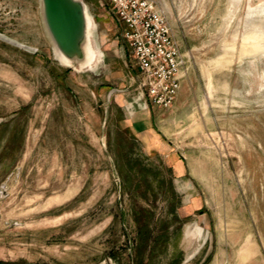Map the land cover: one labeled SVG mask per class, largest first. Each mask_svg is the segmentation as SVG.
<instances>
[{"label": "rangeland", "instance_id": "rangeland-1", "mask_svg": "<svg viewBox=\"0 0 264 264\" xmlns=\"http://www.w3.org/2000/svg\"><path fill=\"white\" fill-rule=\"evenodd\" d=\"M82 1L103 53L85 70L55 54L40 0H0V262L264 264V0H156L186 89L150 113L202 195L187 218L165 153L127 126L129 103L149 104L138 80L129 86L110 7ZM142 211L150 236L138 254Z\"/></svg>", "mask_w": 264, "mask_h": 264}, {"label": "built area", "instance_id": "built-area-1", "mask_svg": "<svg viewBox=\"0 0 264 264\" xmlns=\"http://www.w3.org/2000/svg\"><path fill=\"white\" fill-rule=\"evenodd\" d=\"M129 60L139 69L138 84L148 104L167 109L174 103L185 64L170 23L156 0H105Z\"/></svg>", "mask_w": 264, "mask_h": 264}, {"label": "crops", "instance_id": "crops-1", "mask_svg": "<svg viewBox=\"0 0 264 264\" xmlns=\"http://www.w3.org/2000/svg\"><path fill=\"white\" fill-rule=\"evenodd\" d=\"M118 30L120 31L119 37L121 39L122 27H120L119 25H118ZM120 43H121L120 48L125 56V52L127 50L126 45L122 39ZM119 50L120 49L118 47V52ZM126 60H128L127 62L129 63V66L131 68L130 71L132 72V73L130 72L129 74L130 75L129 86H132L133 83L137 85L139 69L135 67L133 64H130L131 61L128 58ZM184 71L185 70L183 66L181 70V74L184 73ZM184 77L185 76L182 75L180 82V89L172 105L173 108L177 106V104L181 99V96L183 95L186 89V83L184 81ZM125 94L126 96H123V94H121L119 97L116 96L117 104H119L120 107L126 106L127 103L129 102V99L131 98V92ZM132 104L129 103V107L131 106L132 111H129L130 115L128 120H126L127 126H129L133 130L137 138L144 144L147 150L149 151L153 150V151H158L160 153H165V156L168 161V165L171 167L172 172L174 174L175 181L183 188L182 189L183 192L181 193L183 195L182 204L177 211V215L185 218L193 216L196 211L202 210V208L204 207L202 195L200 192L196 193V189H194L195 193H192L191 187H189L188 184V181L190 179L188 178L189 174H188L187 165L184 164V162L178 158L176 153H173L172 151H168L169 147L163 144L159 135L156 134L154 131L150 111L154 112L156 110H160V108L151 106L149 104L148 107L150 110L147 109L146 105L145 106L140 105L138 109H134ZM128 109L130 110V108ZM187 178L189 179L188 181ZM200 225L202 224L200 223ZM204 228L208 229L206 225L204 226ZM209 228L211 229V227Z\"/></svg>", "mask_w": 264, "mask_h": 264}, {"label": "water", "instance_id": "water-1", "mask_svg": "<svg viewBox=\"0 0 264 264\" xmlns=\"http://www.w3.org/2000/svg\"><path fill=\"white\" fill-rule=\"evenodd\" d=\"M40 3L43 23L55 54L57 53L68 62L69 66L78 70L91 69L85 66L87 47L92 50L94 48L91 37L88 36L87 10L83 1L40 0ZM10 42L24 47L16 42ZM99 264L109 263L103 261Z\"/></svg>", "mask_w": 264, "mask_h": 264}, {"label": "bare ground", "instance_id": "bare-ground-1", "mask_svg": "<svg viewBox=\"0 0 264 264\" xmlns=\"http://www.w3.org/2000/svg\"><path fill=\"white\" fill-rule=\"evenodd\" d=\"M233 1H239V0H233ZM236 4V3H235ZM234 7V6H233ZM235 8V7H234ZM87 18H88V36L91 37V32L92 30L96 27V23L91 19V17L87 14ZM257 31V30H256ZM262 34V31H260ZM255 34V33H254ZM256 35V34H255ZM264 35V34H263ZM262 36V35H261ZM260 37V36H259ZM261 38V37H260ZM259 40V39H258ZM257 41V39H256ZM255 42H253V38L252 37H246L243 40V44H246V46L252 47L254 46L255 48H257L256 45H254ZM261 44V43H260ZM259 44V45H260ZM264 45V44H263ZM243 47V46H242ZM241 47V48H242ZM250 48H248L249 50ZM87 55H86V63L85 66L87 68H91L93 69L94 67H96V65L101 61L102 57H103V53L101 52H96L95 50L90 49V47H87ZM259 51V50H258ZM263 52V51H261ZM244 53V52H243ZM258 54V53H257ZM57 57L60 59V61L69 66L68 62L66 60H64L63 58H61L57 53H56ZM251 55V54H250ZM221 63V61H220ZM223 63V62H222ZM70 67V66H69ZM83 67V66H82ZM80 67V68H82ZM210 73V72H209ZM208 76V75H207ZM210 85V80H209V84ZM53 198V197H52ZM55 199V198H54ZM59 201V199L57 200ZM61 202V201H60ZM193 228V227H192ZM192 228H190V230H192ZM189 230V229H188ZM194 235V234H193ZM193 240V239H192ZM251 249V248H250ZM249 250V249H248ZM247 250V251H248ZM253 252V251H252Z\"/></svg>", "mask_w": 264, "mask_h": 264}, {"label": "trees", "instance_id": "trees-1", "mask_svg": "<svg viewBox=\"0 0 264 264\" xmlns=\"http://www.w3.org/2000/svg\"><path fill=\"white\" fill-rule=\"evenodd\" d=\"M175 219V215H173ZM136 223L139 227V235H140V242L141 245L138 248V254H141L142 251L146 250V246L149 240L150 233L148 231V224L150 221V214L146 212L136 213L135 216ZM0 264H20V263H3L0 262Z\"/></svg>", "mask_w": 264, "mask_h": 264}]
</instances>
